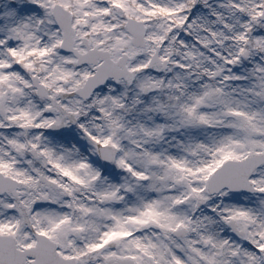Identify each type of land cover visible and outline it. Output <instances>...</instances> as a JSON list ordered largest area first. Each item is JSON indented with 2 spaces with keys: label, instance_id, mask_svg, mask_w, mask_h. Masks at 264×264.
<instances>
[{
  "label": "snow or ice",
  "instance_id": "1",
  "mask_svg": "<svg viewBox=\"0 0 264 264\" xmlns=\"http://www.w3.org/2000/svg\"><path fill=\"white\" fill-rule=\"evenodd\" d=\"M0 264H264V0H0Z\"/></svg>",
  "mask_w": 264,
  "mask_h": 264
}]
</instances>
